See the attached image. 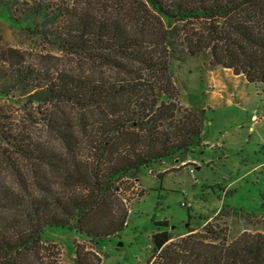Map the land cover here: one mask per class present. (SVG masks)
I'll list each match as a JSON object with an SVG mask.
<instances>
[{
  "label": "trees",
  "instance_id": "1",
  "mask_svg": "<svg viewBox=\"0 0 264 264\" xmlns=\"http://www.w3.org/2000/svg\"><path fill=\"white\" fill-rule=\"evenodd\" d=\"M32 10L51 15L36 34L92 72L39 73L15 50L0 52L18 59L20 81L36 82L27 91L33 122L15 124L0 109V264H47L45 229L95 244L117 236L128 214L123 177L204 147L205 113L180 106L174 56H207L264 93V0H71ZM33 124L57 145L34 137ZM157 227L145 264H264L263 233L228 240L208 228L172 240L166 221ZM74 252L77 264H100Z\"/></svg>",
  "mask_w": 264,
  "mask_h": 264
},
{
  "label": "rangeland",
  "instance_id": "2",
  "mask_svg": "<svg viewBox=\"0 0 264 264\" xmlns=\"http://www.w3.org/2000/svg\"><path fill=\"white\" fill-rule=\"evenodd\" d=\"M61 2L71 4V0H0V52L15 50L23 67L39 73L92 72L36 34L49 29L51 15L32 9ZM3 11L16 22L9 23ZM17 61L0 58V91H8V97L0 95V109L15 124L32 113L27 104L32 92L27 91L36 84L32 79L19 80ZM170 73L180 106L204 110V147L123 177L118 194L128 214L117 236L95 244L65 229H45L42 251L44 259L49 257L47 264H77L74 247L91 262L97 257L100 264H145L150 237L162 221L167 222L172 240L203 234L208 228L228 240L242 233L264 234V93L240 77L209 67L207 56H174ZM33 126L34 137L57 145L43 127ZM86 155L87 148L82 151Z\"/></svg>",
  "mask_w": 264,
  "mask_h": 264
},
{
  "label": "crops",
  "instance_id": "3",
  "mask_svg": "<svg viewBox=\"0 0 264 264\" xmlns=\"http://www.w3.org/2000/svg\"><path fill=\"white\" fill-rule=\"evenodd\" d=\"M215 69H217V68H215ZM220 69L224 70L226 75H231L233 77H240L243 82L247 83L242 76H240V75H233L232 72L230 70H227V69H223V68H220ZM190 171H192V168H190Z\"/></svg>",
  "mask_w": 264,
  "mask_h": 264
}]
</instances>
